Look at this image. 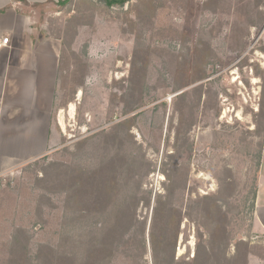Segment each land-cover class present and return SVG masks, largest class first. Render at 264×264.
<instances>
[{"label": "rangeland", "instance_id": "374dc122", "mask_svg": "<svg viewBox=\"0 0 264 264\" xmlns=\"http://www.w3.org/2000/svg\"><path fill=\"white\" fill-rule=\"evenodd\" d=\"M40 12L39 33L63 44L53 133L45 156L0 174V264L10 263L15 238L32 259L41 246L86 255V244L73 252L61 240L65 185L78 171L90 176L101 167L123 186L108 212L85 211L78 239L116 224L123 197L128 217L132 197L151 196V207L141 202L139 222L125 221L124 236L94 264H155L149 233L159 239L165 230L162 223L151 229L158 194H171L170 206L180 212L159 264H185L201 246L211 254L208 264H243L239 243L246 264H264L256 207L264 0L209 7L205 0H132L112 9L101 0H73ZM222 226L227 233L211 249L209 232Z\"/></svg>", "mask_w": 264, "mask_h": 264}, {"label": "crops", "instance_id": "0c3cea01", "mask_svg": "<svg viewBox=\"0 0 264 264\" xmlns=\"http://www.w3.org/2000/svg\"><path fill=\"white\" fill-rule=\"evenodd\" d=\"M60 1L65 0H0V40L9 39L0 50V174L36 161L50 149L63 44L43 36L37 25L40 10L61 7ZM258 170L256 207L264 229V132Z\"/></svg>", "mask_w": 264, "mask_h": 264}, {"label": "trees", "instance_id": "16d2710c", "mask_svg": "<svg viewBox=\"0 0 264 264\" xmlns=\"http://www.w3.org/2000/svg\"><path fill=\"white\" fill-rule=\"evenodd\" d=\"M18 1H20L21 3L25 2V0H18ZM72 1L73 0H65L63 2L60 1L59 4L60 6L65 7L68 6L70 3H72ZM101 1H103L105 9H112L114 7L123 8L132 0H101ZM221 2L222 0H205V6L209 7L214 3L219 6ZM201 78L204 77L201 75L200 77L196 76L193 81L195 82L201 81ZM183 90L184 87L179 88L178 91H182V92L181 94L176 96V98H180L181 100L186 98L187 96L185 95L186 91ZM260 115L262 116L264 121V103L261 105ZM122 124L128 125L125 124V122ZM114 170H115L114 165H111V168L107 169V171L109 172H112ZM148 172H149V168H147L146 176L148 175ZM104 173H106V170L105 168L102 167L100 170L91 173L90 176H87V174L78 171L77 176H75L74 179H71L69 177V181L67 180L68 182L65 185L66 201H65V216L63 221L65 234H63L61 240L64 239L68 240V243H70V245L72 244L71 251L73 252L77 247L79 249L80 248L83 249L84 244H86L87 247H84V251L86 255L80 256L68 252L59 255L58 252H56L52 247L41 246V249H38L37 251V257L35 258L36 259L35 260L29 257L27 246L23 245V243L19 240V238H15V241H13L11 247V255H10L11 259L9 264H37L38 260H40L42 257L44 264H94L96 259H99L103 254L112 252V246H113L112 242L113 244H115V240L117 239V237L119 236L123 237L125 234L124 233L125 221L130 220V221L139 222L136 216V210L141 202H143L145 206L150 208L151 196L148 195L142 198L137 196L132 197L130 203L134 210H133V214L130 217H128L129 203H126L127 201L126 197H123V202L122 201L121 203L118 202L119 206H117V208L116 207L114 208L115 210L117 209V211H114L116 212V216L118 217L116 219V224H112L111 226H106L98 232L96 230L95 232H93L94 235L90 234L91 237L89 241H86V239L84 241L82 240V238L78 239L79 234L85 232V227L81 225L83 220L87 217L85 211H88V214H90V212L105 213L108 212V209L111 208L113 205H116L117 196L119 195L118 188L119 186L122 187L123 185L119 184L116 175L115 176L110 175L109 177H107L104 175ZM166 176L168 177L167 179L169 180L168 174H166ZM132 178L133 176L130 178L126 177L125 183H127ZM137 183L138 185H140V181H138ZM170 196L171 194L170 195L167 194V196L158 194L155 199L154 215L152 218L153 225L151 226V229L152 227H155L159 223L160 224L162 223L165 229L163 233H161L159 239H156V235L154 231L152 232L151 230L149 233V237L153 246L152 249H153L155 264H159L158 262L159 254H161V252L167 251L168 250L167 247L169 246V244L173 245V243H170L168 241L169 228L172 225V223L173 224L177 223L179 222L180 219L179 210H177L174 206L173 207L170 206V201H168L170 199ZM164 198L167 200H164ZM206 198L208 199V201H212L210 197H206ZM85 199L87 200L85 201ZM144 227H146V223ZM161 230L163 229L161 228ZM226 233L227 231L225 229V226H222L213 233L212 231L211 233L209 232V234H211L210 236L211 249H214V247L219 244L221 237L225 236ZM71 234H72V238L70 237ZM74 236H77L76 240H74ZM240 245H243V243H239L238 254L236 255L237 260L241 258V261L243 260V264H246L248 256H246L245 253H243V251L240 249L241 247ZM199 249L201 250V255L199 256L198 253H196L193 259H190L188 262H185V264H208L207 262H210L211 254L208 253L207 248L201 246ZM240 253H243L242 257H240L239 255ZM171 257L170 258L173 261L174 255ZM202 258L204 260H202ZM219 264H223L222 261L219 262Z\"/></svg>", "mask_w": 264, "mask_h": 264}, {"label": "built area", "instance_id": "2783aa9c", "mask_svg": "<svg viewBox=\"0 0 264 264\" xmlns=\"http://www.w3.org/2000/svg\"><path fill=\"white\" fill-rule=\"evenodd\" d=\"M9 43V39L8 38H3L0 40V50H2L4 47H7Z\"/></svg>", "mask_w": 264, "mask_h": 264}, {"label": "bare ground", "instance_id": "6f19581e", "mask_svg": "<svg viewBox=\"0 0 264 264\" xmlns=\"http://www.w3.org/2000/svg\"><path fill=\"white\" fill-rule=\"evenodd\" d=\"M71 111H72V112L74 111V107H73V106H71Z\"/></svg>", "mask_w": 264, "mask_h": 264}]
</instances>
